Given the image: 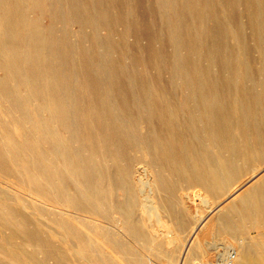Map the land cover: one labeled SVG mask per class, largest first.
Returning a JSON list of instances; mask_svg holds the SVG:
<instances>
[{"label":"rangeland","instance_id":"rangeland-1","mask_svg":"<svg viewBox=\"0 0 264 264\" xmlns=\"http://www.w3.org/2000/svg\"><path fill=\"white\" fill-rule=\"evenodd\" d=\"M24 5L25 35L18 42V52H21L20 60L25 70L17 68L7 47L0 42V78L6 73L5 66L10 64L16 74H27L28 83L33 82L41 87L48 82L55 88H61L68 107L76 104L79 113L77 111L70 117V125L56 121L53 112L42 107L46 93H31L26 84L20 85L18 95L11 101L0 95V145L14 144L17 148L24 133L30 131L40 133L42 146L50 150L53 142L46 133L32 128V117L37 116V121L42 125L44 119L52 118L57 138L68 143L72 149H77L85 163L90 165L87 170L88 175L91 173L90 180L92 175L97 177L95 172L101 165L102 177L98 180V188L103 206L107 204L106 208L111 209L110 204L114 203L116 213L118 208L125 206V192L114 185L111 187L108 175H115L118 166L131 163L134 176L144 177L143 165L146 164L152 172L155 170L153 173L160 172L164 182L163 191L157 198L162 206L159 215L164 220L173 221L176 220L174 211L184 202H198V209L192 211L193 216L201 213L199 217L207 214L212 205L221 202L227 195L226 191H206L192 182L188 178L192 163L185 164L183 170L178 172L166 165L158 169L157 163H150L149 156L151 160L154 157L156 162L158 149L162 147L160 144L174 140L173 128L192 127L193 130L188 128L189 132H183V141L192 139L195 149L204 153L208 150L214 159L217 158L216 162L225 158L232 166L237 165L229 170L231 182L227 190L255 174L252 170L257 165L264 166V150L258 149L264 148V0H24ZM37 51L46 59L41 68L35 70L39 74L33 72L34 66L29 60L35 57ZM208 99L216 102L214 107L225 118L222 125L216 122L211 135L202 130L204 119L201 114L210 108L207 106ZM192 111L196 112L195 115ZM128 130L129 133L134 132V141H139L137 146L129 148L124 140L117 138H123ZM109 131L112 132L106 140ZM142 143L149 146L148 156L143 152ZM103 146L108 149L107 153ZM28 157L32 159L33 153H29ZM90 157L95 160L93 164ZM55 160L53 162L57 165L61 157L56 155ZM23 162L22 158H18L0 166V264H27L15 254H20L21 258L24 255L38 259L43 257L55 263L61 253L68 257L65 262L69 264H87L76 254L79 252L94 262L92 258L96 256L87 246L89 240L104 242L102 251H108L111 247L117 253V261L123 264L126 261L131 263V253L134 254L136 250L148 253L153 264H180L182 248L175 250L164 242L161 245L157 243L160 239H154V242L151 239V225L157 229L159 236L165 233L160 231L155 214L149 221L146 214L138 215L135 222L142 229L139 243L135 249L126 250L117 249L112 244L110 247L106 245L108 241L102 229L88 221L70 219L42 207L18 208L20 214L12 211L9 205L15 207L10 204L16 197L14 191H20L25 196L31 189L50 198L51 202L52 193L58 195L62 202L69 205L68 209H72V206L79 214L89 215L85 210L91 209L88 202L80 205L73 201L76 190L80 188L83 191L87 187L86 183L79 181L80 176H73V179L66 177L64 189L53 186L52 190H48L41 179H28L16 169L15 165L20 166ZM245 162L247 167H241ZM218 169L216 179L220 182L228 173L222 168ZM75 182L80 183L81 187ZM174 182L177 184L176 191H170ZM61 190L64 194L59 192ZM263 192L264 184H259L253 189L251 187L245 197L251 199ZM199 193H207L208 200H199ZM241 201L237 202L235 212L221 210L207 216L204 224L195 229V235L192 228L198 222L193 218L194 223L192 216L187 217L188 226L181 236L184 239L193 237L190 241L194 240L188 264H193V257H200L198 247L211 246L207 250V258L212 261L216 260V249L219 252L225 250L223 243L228 235L219 226L227 217L237 219L239 210L246 207L252 209L251 200ZM23 214L27 216L24 221L21 217ZM37 222L42 228L54 230L51 240L57 247L53 254L45 256L44 245L25 232L26 227L36 226ZM77 228L80 234L74 232ZM259 231H264L263 225L255 233ZM161 240L164 241L163 238ZM215 245L216 249L213 248ZM167 257H170L169 261Z\"/></svg>","mask_w":264,"mask_h":264},{"label":"bare ground","instance_id":"bare-ground-1","mask_svg":"<svg viewBox=\"0 0 264 264\" xmlns=\"http://www.w3.org/2000/svg\"><path fill=\"white\" fill-rule=\"evenodd\" d=\"M23 7H25L24 0H0V11H1L0 29L2 30V32H0V42L2 43V46L4 45L5 47H7V50L12 55L13 61H15L17 68L25 70L24 64L22 65V62L20 60L21 52H18L20 49L18 42L20 43V41H22V39L25 35V27H24V23H23V21L25 19V10ZM29 60L31 61L32 65L34 66L33 72L35 74H39L35 70H39L41 68V65L46 62L45 57L41 53H39V51H37L35 57L33 58V56H32L31 58H29ZM105 64L107 65V63H105ZM5 67H6V73L0 78V95L5 100L11 101L12 98H14L18 95V93H19L18 87L20 85L26 84L28 86L29 92H31V93L45 92L46 93V100L42 103V107L53 112V115L56 118V121L70 125V121H71L70 117L77 114L78 108H76L77 106L75 103H73V104H75L73 107H71V106L68 107L66 100H64L62 97V93H61L62 90H60L61 88H58V87L55 88L48 82L47 83L45 82L44 84H42L41 87H37L33 82L28 83V77H27V74L25 72H22V74L18 75V74H16V71L13 70V68L11 67L10 64L6 65ZM107 74H108V72H107ZM189 77H190V75H189ZM186 86H188V85H186ZM135 87H136V85H135ZM63 94H64V92H63ZM217 94H219V93H217ZM189 96H188V100H189ZM195 97H197V96H195ZM146 98L149 99L148 96ZM72 100H73V98H72ZM204 102H203V105H204ZM208 102L209 103L207 104V106H209L210 108L207 110L205 109L204 111H202V114H201L203 116V119H204V123H202V126H203L202 130H204L207 135H211L212 132L214 131V125L216 124V122H218L222 125L224 123L223 120L225 118L221 115V112L214 107V103H216L215 101L213 103V102L209 101V99H208ZM132 103H133V100H132ZM140 104H142V102ZM142 106H143V104H142ZM197 107L199 108V106H197ZM204 107H205V105H204ZM220 107H222V106L220 105ZM10 108L13 109L12 106H10ZM126 108H127V106H126ZM143 108H146V107H143ZM100 111H102V110H100ZM78 113H79V111H78ZM90 113H91V111H90ZM192 113H193V111H192ZM194 113H196V112H194ZM103 114H106V113H103ZM147 114L149 115V113H147ZM173 115H174V113H173ZM117 117H118V115H117ZM120 117H121V114H120ZM137 117H139V115H137ZM187 117H189V116H187ZM199 117H201V116H199ZM32 118H33L32 128L35 130L42 131V132L46 133L49 136V138L51 139V141L53 142L52 148L50 150H47L44 146H42L43 137L40 133L39 134H33L30 131L28 133L25 132L24 137L21 139V142L18 144L17 148L14 144L0 145V166L7 164V162H9L11 160H16L18 158H22L24 160V162L22 164H20V166L15 165L16 169L18 171H21L28 179H32V180H35L38 178L41 179L44 183V187L47 188L48 190H52L53 186H56L60 189H64L65 184H66V180H67L66 177H71L73 179V176L78 175V176H80L79 181L86 183L87 187L83 191L79 190L80 188H78L76 190V195H75L76 198H74L73 201L74 202L77 201V203H79L80 205H82L84 202L85 203L88 202L89 205L91 206V209L85 210L89 213V215L79 214L72 206H70L72 209H68L67 207L69 205L65 202H62L58 195H53V193H52V196H53L52 200L54 202L53 201L51 202L50 198H46L45 196H41L37 192L33 191V189H31V190H28V192L26 193V195H25L26 197L22 195L23 193L20 194V191H14L13 194H15L16 197L14 199H12L14 201H11L10 204L11 205L13 204L15 207L13 208L9 205V207L12 211L18 212V211H20L19 210L20 208L24 210V209L29 208V207L30 208H32V207H34V208L40 207L41 208L42 207L43 209L47 208L49 210L56 211L60 215L67 216L70 219H74V220L80 219L83 221H88L89 223L94 224V225H96L102 229L103 236L108 241V243L106 245H108L110 247V244H112V246L117 247V249L118 248H123V249L125 248L126 250L135 249L137 244L139 243V239H140L139 234H140L141 228L139 229L138 223L135 222V220H137L138 215L146 214L148 216L147 217L148 221L150 220L151 216L155 217V215H156V217H157V218L155 217V219L157 221L156 223L162 229V230L160 229V231L161 232L165 231V233H163V234L161 233L162 235L159 236L157 234L158 232L156 233L157 229H153V226L149 225L150 231L153 232L151 239L153 240V242H154V239H155V241L160 239L157 241V243H159L161 245V242H164L165 245L173 246L175 248V250L182 248L184 251H183V254L181 255L182 259L180 258L181 259L180 264H188L187 260H188L189 254L191 253L192 243L194 242V240L190 241L193 237L192 238L189 237L187 239H184L181 236V232L184 231L188 226L187 217L192 216L191 218L192 219L195 218V220L198 222V223H196V221L193 219L194 223H196V225H197L195 228H192L193 229L192 234L195 235L196 234L195 229L198 227V225L202 226L204 224V219L207 216H210V214H212L214 212L221 211V210H224L228 213L233 212V211L235 212V211H237V208H236L237 202H239L240 200H242L241 202H243L245 200H247V201L251 200L252 209L249 207H246V208H243L242 211L239 210L240 214H239V216H237V219H230L227 217L225 219V222H222V224L219 226L221 228V230L223 231V233L228 235V237H226V240L223 243L224 244L223 248L225 250H223L222 252L221 251L219 252L216 249L217 245H215L213 247L214 249H216L215 254L217 253L216 254V256H217L216 260L212 261V259H209V257L207 258V250H209L211 246L200 248L196 244L195 246L200 249V257L199 258L193 257L191 262H193V264H264V231H259L258 233H255V231L259 230L262 227V225L264 226V192L261 193L257 197H254V198L252 197L251 199L250 198L247 199L245 197V194L247 193V191H249V189L251 187L253 189L255 186H258L259 184L260 185L264 184V166L260 167L257 165V167L252 170V173L256 172L255 174H252L251 177H247L246 179H244L243 181H241L240 183L235 185L233 189L227 190V188L229 187L230 182H231V174L229 173V170L231 169V167H236L237 165L232 166L230 164V161H227L224 157H223L224 159H218V161L216 162L215 159H217V158L214 159V157H213L214 155L212 156V154L209 153L208 150H205V153H204L201 150L199 151V149H195L193 147L194 142L192 139L183 141L181 138L183 132L187 131L188 128L191 129L192 127L189 126L186 128H178V127L173 128L174 140L170 143H165V145H164V143L160 144V145H162V147L159 145L161 148L158 149V155L155 158L156 162L154 161V157H153V160H151L152 157L150 158V156H149L150 163H157L158 169H161L164 165L169 166L171 169H173L176 172L182 171L183 168L185 167V164L190 165V163H192L190 165L189 170H188V178L192 182H194L195 184L203 187V189L206 191H207V189H210L211 191L214 189L213 191L216 193H220L221 191L222 192L226 191L225 192L227 194L226 197L224 199H222L221 202H218L215 205H212L210 207V209L208 210L207 214L201 215L199 217H198V215L201 213L196 214V211H195L196 215L193 216L194 212L192 211V210L198 209V207H197L198 202H196V203L193 202V204H187L186 202H184L183 205H181L180 207L177 208V210L174 211L175 212L174 218L176 219L175 221H173L171 219H170L171 221L170 220H164L159 215V212H160L162 206H161L159 200L157 199L160 197L161 191H163L161 188H162V183H164V182H162V177H161L160 172H159V174L158 173L155 174V173H153V172H155V170L152 172V169L150 170L149 167H147L146 164H144L143 170L145 171L146 174L144 175V177H141V176L136 177V176H134V174H133L134 172L130 168L131 163H125V165L118 164L121 167H119L117 165L118 166L117 167V173L115 175H113V174L108 175V177H107L108 181L111 184V187H113L112 185H114L118 188H121L125 192V204H124L125 206H124V208H118L117 207L118 210L116 213V209L114 210V208H113L115 206L114 203H113V205L110 204L111 209H108L105 206L107 204L104 203L105 205L103 206L102 203L100 202L102 195L100 194L101 192L99 191V188H98V183L100 182L98 180H100V178L102 177L100 175L101 174V167H100L101 165H98V167H100V168L97 167V169H96L97 172H95V173H96L97 177H94L92 175L91 180H90L91 173L89 175L87 174V170H89L90 165L85 163V161L81 157L80 152L78 153L77 149L73 148L74 149V153H73V149L71 148L72 146L70 147V145L68 143H66L65 141L59 140L57 138L56 130H55V127L53 125L54 120L52 118L44 119L43 121L45 123L42 125V123L37 121V120H39L37 118V116L32 117ZM104 119H107V117ZM254 119H255V117H254ZM113 121H114V119H113ZM120 121H121V119H120ZM127 121H128V119H127ZM133 121L135 122L134 119H133ZM189 122H190V120H189ZM191 122H192V120H191ZM109 123H111V122H109ZM176 126H178V124ZM184 126H186V125H184ZM73 128H74V125H73ZM113 128L114 127H112V129ZM132 130L134 131L133 128H132ZM192 130H193V128H192ZM69 131H71V130L69 129ZM129 131L130 130L126 131L125 136L122 135L123 138H121V136L120 137L118 136L117 138L119 140H124L123 142H125V144H127V147L130 148V146H133V147L137 146L139 141L138 142L134 141L135 136L133 134L135 131L133 132V134L129 133ZM111 132L112 131L108 132V136H106V140H107V137L108 138L110 137ZM119 132H120V130H119ZM188 132H189V130H188ZM255 132H257V131H255ZM195 136H196V134H195ZM258 136H259V134H258ZM196 137H194L193 139L196 140L198 138V137L197 138ZM214 137H215V135H214ZM90 139H91V137H90ZM141 139H142V137H141ZM146 139H147V137H146ZM148 139H149V137H148ZM67 140H68V138H67ZM215 142H216V140H215ZM143 143H142V145H143ZM122 144L123 143L121 142V145ZM146 145H143L141 147L143 149L145 156H148L149 152H147V151L149 149V146L148 145L146 146ZM258 149H259V151L264 150V148H261V147H259ZM104 150H105L104 151L105 153L108 152V149H106L105 147H104ZM237 151H240V149H237ZM29 153H33L32 159H29V157H28ZM56 155H59L61 157V162L57 165L54 163L56 161L55 160ZM200 155H201V157H200ZM202 155H204V157ZM139 159H141V158H139ZM93 161H95V160L91 159V157H90V163H92ZM30 165L32 166V168H30ZM132 166H133V164H132ZM241 167H243V168L247 167L246 162L244 164H242ZM138 168H140V167H138ZM218 168H222L228 173L227 176L224 177L223 179H221L220 182L217 181L218 178L216 176L217 175L216 171L219 170ZM237 171H238V168H237ZM231 172H232V170H231ZM221 178H222V176H221ZM215 179H216V181H215ZM76 181H77V179H76ZM4 182L6 184H8L6 181H4ZM77 185H79L78 187H81L80 183H78ZM176 187H177V184H176V182H174L171 186V189H169V190L174 191V189H175V191H176ZM10 191H11V189H10ZM170 191L168 192L169 195L171 194ZM59 192L61 194H64L63 190H61ZM11 194H12V192H11ZM198 196H201L200 197L201 199L199 197L198 198L202 202L205 201V199L208 200V194L207 193L206 194L202 193ZM66 200H68V199H66ZM188 200H189V198H188ZM165 201H167V200H165ZM114 202H115V200H114ZM167 206H168V203H167ZM28 212H29V210H28ZM167 212H168V210H167ZM198 212H201V211H198ZM30 213H32V212H30ZM218 216H219V214H218ZM21 217H22L23 221L25 220V218H27V216H25V214L21 215ZM37 224H38V222H37ZM66 224H68V223H66ZM61 226H63V225H61ZM44 228H46V227H44ZM44 228H42V225L39 223L38 225L33 226V227H29V228L26 227L25 232H27L31 238L35 239L40 244L44 245L45 252H46L45 256H48L50 254H53L54 248L57 247V244H54L51 240L52 239L51 235L54 233V230L52 228H46V229H44ZM251 230H252V235L250 234ZM79 231H78V228H77V231L74 230V232L76 234H80ZM170 232H173V234H170ZM161 238H163L164 241H162ZM89 241H88L87 246H89V249L93 253V256H96L95 258H92L94 262H92L89 258H86L85 256H83L81 253L78 252V254H76V255H79V259L81 261H84L87 264H123L122 262L120 263L119 260L117 261V259H118L117 253L113 252L111 250L112 249L111 247L108 250L110 252L102 251L104 242L100 243V242L94 241V240L90 241V242ZM72 245H73V242H72ZM141 246H142V244H141ZM61 248H64V247H61ZM213 248H211V249H213ZM13 250H14V248H13ZM230 252H232V253H230ZM58 253H60V252H58ZM72 254H71V256H72ZM15 255L18 257V259H20L23 262H26L27 264H69L68 262H65V260L68 261V257H66L63 253L58 254L59 258L56 259L55 263H50L47 261V258H43V257L41 259H38L37 257H34L32 255H24L21 258L20 254H15ZM130 258L132 260L131 263L129 261L128 262L126 261V262H124V264H153L149 254L142 252V251H137V250L134 251V254L131 253ZM130 258H129V260H130ZM169 259H170V257L169 258L167 257L168 261H169ZM72 264H74V263H72ZM175 264H176V262H175Z\"/></svg>","mask_w":264,"mask_h":264}]
</instances>
